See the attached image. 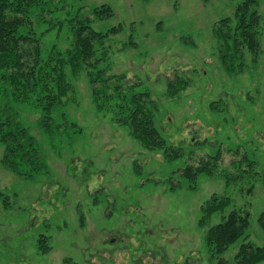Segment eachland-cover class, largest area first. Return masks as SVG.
I'll use <instances>...</instances> for the list:
<instances>
[{
	"label": "rangeland",
	"instance_id": "rangeland-1",
	"mask_svg": "<svg viewBox=\"0 0 264 264\" xmlns=\"http://www.w3.org/2000/svg\"><path fill=\"white\" fill-rule=\"evenodd\" d=\"M240 1L65 0L70 6L44 11L43 18L65 22L66 12L79 7L98 31L122 27L95 55L108 74L126 75L135 90L148 93L170 155L180 156L146 151L109 110L96 109L81 68L64 65L67 91L48 120L0 84V107H14L40 163L25 176L0 163V264H216L204 235L232 208L249 212L247 237L264 246L256 222L264 208V0L257 6L261 53L255 62L245 56L236 66L231 42L216 32ZM101 5L112 16L94 18L91 9ZM34 29L44 58L52 47L65 56L66 23ZM2 152L0 145V159ZM217 155L212 176L199 175L191 187L180 176L185 165L198 167ZM213 194L230 205L201 224V207ZM237 247L222 256L229 264Z\"/></svg>",
	"mask_w": 264,
	"mask_h": 264
},
{
	"label": "trees",
	"instance_id": "trees-1",
	"mask_svg": "<svg viewBox=\"0 0 264 264\" xmlns=\"http://www.w3.org/2000/svg\"><path fill=\"white\" fill-rule=\"evenodd\" d=\"M64 1L0 0V84L5 91L10 88L11 96L16 101L33 102L48 120L52 108L67 91L68 83L63 80L64 65L69 64L72 71L81 68L88 78L96 109L109 110L114 121L127 127L131 137L146 151H161L169 159L178 158L180 155L175 150L170 155L168 149L171 145L166 144L155 125L156 107L148 93L135 90L136 85L128 83L126 75L108 74L105 67L100 65L104 59L95 55L96 46L102 45L108 35L119 33L122 27L117 25L105 32L98 31L93 27L91 16L84 14L79 7L73 13H70L71 8L66 12L68 18L65 22L53 21L55 17L51 16L43 18L45 10L50 13L70 6ZM258 4L259 0H241L235 5L232 15L220 19L216 25L221 40L227 45L231 42L228 51H232L238 67L239 63L244 62L245 56L255 62L261 53ZM91 14L96 19H105L112 16V9L109 5H101L92 8ZM64 23L71 36L65 56L52 47L44 58L41 53V35L36 34L35 24L50 29L53 26L61 27ZM220 58L227 69V57ZM182 83L181 89L186 87ZM177 90H171V96ZM33 95L36 97L32 98ZM42 127L47 131L50 124L44 121ZM0 145L3 147L0 163L7 170L25 176L40 167L35 141L22 125L14 107L8 103L0 107ZM218 159L219 155L208 157L198 167L185 165L181 168L180 176L191 187L199 175H213ZM229 205L228 197L219 198L213 194L201 207L200 223L204 224L213 213ZM249 216L246 210L232 208L220 222L208 227L204 241L208 254L217 261L216 264H229L222 256L237 242L234 264H260L264 261V246L247 237ZM256 222L264 234V208L257 215Z\"/></svg>",
	"mask_w": 264,
	"mask_h": 264
}]
</instances>
